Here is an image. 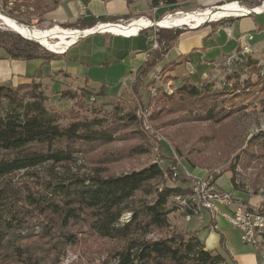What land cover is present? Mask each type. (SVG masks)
<instances>
[{
    "label": "trees",
    "instance_id": "1",
    "mask_svg": "<svg viewBox=\"0 0 264 264\" xmlns=\"http://www.w3.org/2000/svg\"><path fill=\"white\" fill-rule=\"evenodd\" d=\"M261 1L252 3L258 5ZM163 2L167 6L176 3L175 0ZM40 3L27 4V7L37 11ZM20 5L15 4V7ZM118 18L92 16L62 26L89 28ZM183 30L172 27L157 30L156 39L163 42L161 48L152 51L137 78L160 61ZM0 48L9 56L22 59L51 60L61 55L25 50L14 44L8 46L2 41ZM239 57L231 63L237 64L234 72L244 66L246 58L245 65L257 73L255 80L221 88H216L212 82L184 81L171 93L162 91L149 98L159 107L153 117L162 120L171 116L179 124L192 121L213 124L231 116V108L239 100L253 95L259 87L264 91V72L261 74L250 56L240 54ZM175 64H165L162 71L172 69ZM238 75L228 73L226 77ZM78 91L79 94L70 90L63 93L73 100L71 107L82 106L84 99L91 95L84 87ZM80 100L79 106L77 101ZM46 101L41 83L34 79L16 85L0 83V178L19 171H25L29 178L0 183V264H61L65 250L81 242L79 233L86 231L90 237L102 240V245L107 241L95 249L105 256L96 254L87 258L92 264H234L224 254L206 248L196 230H175L171 225L169 214L177 209L172 197L192 193L190 177L181 178L177 173L174 178L169 170L171 183L168 184L167 171L156 162L113 175H104L102 166H91L87 174L65 170L61 174H50L49 178L33 172L31 169L46 163L55 167L71 166L91 145L114 140L117 124L136 122L134 113L120 116L116 112L112 118H77L74 113L64 123L62 120L67 115L47 106ZM261 104L264 109V96ZM71 107L69 109H73ZM136 136L134 134L133 139ZM251 141L264 150L263 134H257ZM129 151L142 155L148 153V148L134 143ZM126 214H129L127 218ZM162 231L163 235L151 237Z\"/></svg>",
    "mask_w": 264,
    "mask_h": 264
},
{
    "label": "rangeland",
    "instance_id": "2",
    "mask_svg": "<svg viewBox=\"0 0 264 264\" xmlns=\"http://www.w3.org/2000/svg\"><path fill=\"white\" fill-rule=\"evenodd\" d=\"M37 1L41 2L40 4H48L46 9L59 2V0H1L0 12L21 24L39 29L54 25L66 28L54 20L43 17L46 9L40 7L37 11H34L31 6L27 7V4H35ZM125 1L135 10V13L121 16L122 18L118 16L119 18L113 20L114 23L112 24L119 21L129 22L133 18L140 17L149 18L153 21L161 20L163 15L170 12L174 13L179 10L190 12L203 10L210 5L235 2V0H175L174 5L167 6V3L163 2L164 0ZM156 2L158 4H155ZM242 2L238 3L245 8L250 5L249 9L261 5V2L258 5ZM9 3L13 5L8 8L6 4ZM15 4L21 5L15 7ZM155 7L158 8L155 10ZM132 15L134 17L130 18ZM236 17L239 16L225 18L224 22ZM253 18L259 25L264 23V15H253ZM160 28L157 25H151L143 29L144 32H141L140 35L130 38L114 36L110 33H93L82 37L63 56L69 67L68 71L75 75H59V71H53L49 76L41 77L39 82L41 83V89L47 96L46 105L60 110L62 114H66L67 118L65 117L62 120L64 123H67L69 116H73L74 113L77 118H112L116 112L120 116L132 112L136 122L117 124L114 128V140L91 145V149L78 155L75 163L71 166L55 167L46 163L31 170L40 177L49 178L50 174H61L65 170L87 174L91 172V166H102L104 175H113L137 170L156 162L167 171L165 177L168 184L171 183L168 179L169 170L172 171V174L177 172L181 178L184 177L185 172H189L192 180L197 177H209L214 187L217 190L228 192L233 201L263 207L264 150L253 144L251 139L257 134L264 135V109L261 104L264 91L260 90L259 87L253 95L239 100L231 108L232 115L217 123L192 121L179 124L171 116L164 117L162 120L155 119L153 114L159 107L154 106V101H152L153 103L150 102L149 87L155 83L156 86H159L158 94L162 91L171 93L177 85L170 81L174 77L167 74V70L162 71V68L156 74H152L150 77L146 76L156 64L146 72H142L140 79L137 78V74L134 75L132 72H136L134 67H137L139 54L141 56L144 49L147 47L152 49L154 43H157L158 49L161 48L163 42L156 39V32ZM73 29L82 30L87 28ZM255 37L257 38V36ZM49 39L56 40L57 37L49 36ZM240 39L239 37L241 45L238 52L227 56L224 59V64L219 68V73L206 82H212L216 88H221L226 84L229 87L233 86L235 82L242 85L245 80L249 82L255 80L257 73L249 65H245L246 58L242 63L244 66L242 68L237 67L239 71L234 72L237 64L232 65L231 63L236 58H240V54L246 55V57L250 56L261 74L264 72V44L255 49L247 42L242 43ZM248 39H251L250 35ZM1 41L8 46L14 44L19 48L35 50L38 53L61 54L52 52L39 42L19 34L10 24L0 18ZM1 51L3 50L1 49ZM228 73L239 75L238 77L227 78ZM156 75H158L161 84L155 79ZM64 76L69 79H65ZM81 87L90 90L91 95L84 99L83 104L81 100L77 101L78 105L82 104V106L71 107L73 100L68 99L63 93L70 90L72 93L77 94ZM70 107L73 109H69ZM144 108L146 109V119L142 118L141 115V110ZM177 115H180V113ZM134 134L137 135L135 139H133ZM134 143L143 144L148 148V153L142 155L131 154L129 146ZM21 179H29L25 171L15 172L0 178V183L3 180L17 182ZM169 220L175 230L182 229L181 222L184 223L185 227L182 230H194L193 228L198 226L195 217L186 221L183 213L177 209L169 214ZM218 220V230L221 233L226 234L227 231L230 238H235L240 234L239 230L232 229V226L223 218ZM86 232L79 233V237L83 239L80 240L81 242L65 250V254L61 258V264H92V262H87V258H91L90 256L94 257L96 254L102 257L105 256L104 252L100 254L95 252V249L104 246L107 241H103L104 244L102 245V240L90 237L88 231ZM163 234L164 231L155 232L151 237L155 238ZM257 243L260 244V249L264 250V240H259ZM86 244L89 247H86Z\"/></svg>",
    "mask_w": 264,
    "mask_h": 264
},
{
    "label": "crops",
    "instance_id": "3",
    "mask_svg": "<svg viewBox=\"0 0 264 264\" xmlns=\"http://www.w3.org/2000/svg\"><path fill=\"white\" fill-rule=\"evenodd\" d=\"M235 1L241 2L245 0ZM252 1L248 0L244 4H253ZM46 6L48 4L41 5L44 10L47 8ZM52 6L46 9L47 12L45 11L43 17L54 20L60 25L71 24L92 16H119L122 18L127 14L135 13V10L125 0H59L57 4ZM246 7L250 8V5ZM253 15H264V12L261 14L250 13L242 15L231 18L230 21L227 20L226 22H224V19L210 22L197 28H186L146 76L150 77L152 74H156L165 64L175 62L176 64L173 68L167 70V74L174 77V79L170 80L172 83L179 85L184 81H190L194 84H201L204 81H208L209 78L219 73V68L224 64V59L227 56L238 52V48L241 45L239 37L242 43L247 42L255 49L260 48L264 44V23L259 25ZM132 17L134 15L130 18ZM137 31L131 36L112 35L130 38L144 32L139 31L136 34ZM88 35L91 34L78 36L76 41L65 49L64 54L51 60L14 58L0 48V83L15 85L18 82L29 81L30 79L39 81L41 77L49 76L53 71H59V75H75L68 71L69 67L63 56L66 55L74 43ZM249 35L251 39H248ZM152 51L150 47H147L142 51L143 53L141 52V56L139 54L137 67H134L136 72H132L134 75L138 73L146 59L150 58ZM65 79L69 78L65 77ZM157 82L161 84L160 81ZM234 203L238 202L234 201ZM196 216H201V218L195 217L198 226L193 229L196 230L197 236L206 248L224 254L226 259L229 262H234V264H264V250L260 249L259 243L245 242L241 239L240 234L235 238H230L227 231L226 234L224 232L221 233L218 230V219L221 217L212 218L207 211L203 210ZM181 228L185 229L183 222H181ZM231 228L235 229L234 227ZM222 236L224 237L223 241Z\"/></svg>",
    "mask_w": 264,
    "mask_h": 264
},
{
    "label": "bare ground",
    "instance_id": "4",
    "mask_svg": "<svg viewBox=\"0 0 264 264\" xmlns=\"http://www.w3.org/2000/svg\"><path fill=\"white\" fill-rule=\"evenodd\" d=\"M253 9L256 13L262 11V6H257ZM251 9L245 8L239 3L231 2L227 4L218 5L214 9L205 8L203 10H197V12H186L179 15H172L170 17L161 18L158 20H151L149 18L140 17L136 19H132L127 23L120 24V23H99L93 28H88L84 30H77L72 28H62L58 25H54L49 28L39 29L36 27L27 26L26 24H21L15 19L8 17L6 15L1 14L0 18L6 21L10 26L13 27L19 34L33 39L39 42L42 46L46 49L62 53L65 49L70 46L73 42L76 41L78 35L80 33H84L85 35L92 32H109L114 35H121V36H131L135 31L136 34L141 30L150 27L151 25H158L161 27H172L177 25H187L191 23L202 22L208 17L219 18V17H226L227 15H245ZM49 36L57 37L56 40H50ZM143 118L146 119V113H143ZM192 193L189 195H177V196H188L191 197L192 200H199V193L198 188L192 184ZM177 206V210L182 212H186L189 210L193 212L195 215H198L203 210V205L201 203H194L188 204V202L183 200H173ZM128 217V214L125 218ZM124 219V218H123ZM190 219V218H189ZM262 234H264V229L259 230V239L262 238Z\"/></svg>",
    "mask_w": 264,
    "mask_h": 264
},
{
    "label": "built area",
    "instance_id": "5",
    "mask_svg": "<svg viewBox=\"0 0 264 264\" xmlns=\"http://www.w3.org/2000/svg\"><path fill=\"white\" fill-rule=\"evenodd\" d=\"M235 2L238 3L237 1ZM6 5L9 8L13 4L9 3ZM217 6L218 5H210L209 8L214 9ZM261 6H262V11L259 12L258 14H261L264 12V0H262ZM157 8L158 7H155V10ZM192 12H197V10H194ZM183 13H186V12L182 10L176 11L174 13L170 12V13L163 15L162 18L170 17L172 15H179ZM232 16H242V15L239 14V15H232ZM228 17L230 16L219 17V18L208 17L202 22L191 23L187 25H177V26H172V28L183 27V28L192 29V28H197L206 23L220 21ZM106 23H114V22H106ZM115 23L124 24L127 22L119 21ZM158 27H161V26H158ZM167 28H170V27H167ZM100 33H105V32H100ZM81 35L82 34H79L78 36H81ZM156 48H158L157 43H154L152 45V49H156ZM155 79L159 81L158 75L155 76ZM158 89H159V86H156L155 83L151 84V86L149 87L150 96L151 97L156 96L158 94ZM143 113H146L145 108L141 110L142 118H143ZM172 175L176 176L177 172H174ZM189 175H190L189 172H185L186 177H190ZM191 184L195 185L196 188H198L199 200H192L191 197H188V196H173L172 200H183V201L188 202V204H193V206H194V203H201V205H203V211H207L212 218L221 217L224 220H226L232 227L239 230L241 234L240 235L241 239L243 241L255 244L259 240H262V239H259V230L264 229V210H262L261 206L246 205V204L239 203V202L234 203V201L231 198V195L228 192L217 190L214 187V184L210 181L209 177L208 178L197 177L192 180ZM183 216L185 217L186 221H188L189 218H192V217L201 218V216H195L193 212L183 213Z\"/></svg>",
    "mask_w": 264,
    "mask_h": 264
},
{
    "label": "water",
    "instance_id": "6",
    "mask_svg": "<svg viewBox=\"0 0 264 264\" xmlns=\"http://www.w3.org/2000/svg\"><path fill=\"white\" fill-rule=\"evenodd\" d=\"M250 13H256V12L253 9H251L247 14H250ZM247 14H245V15H247ZM92 33H97V32H92ZM92 33H88V34H92ZM80 34H82L81 36H85V34L83 32Z\"/></svg>",
    "mask_w": 264,
    "mask_h": 264
}]
</instances>
